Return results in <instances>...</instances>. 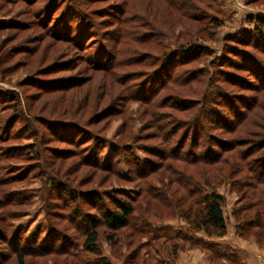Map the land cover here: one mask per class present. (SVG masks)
I'll return each instance as SVG.
<instances>
[{
    "label": "rangeland",
    "instance_id": "rangeland-1",
    "mask_svg": "<svg viewBox=\"0 0 264 264\" xmlns=\"http://www.w3.org/2000/svg\"><path fill=\"white\" fill-rule=\"evenodd\" d=\"M259 14L264 0H0V264H97L85 233L123 193L129 224L100 226L113 264H252L238 244L264 264V185L235 180L264 164V74L243 68L264 73V51L239 38ZM226 146L227 232L210 236L176 179L212 186L175 149ZM257 211L262 227L239 228Z\"/></svg>",
    "mask_w": 264,
    "mask_h": 264
},
{
    "label": "trees",
    "instance_id": "trees-1",
    "mask_svg": "<svg viewBox=\"0 0 264 264\" xmlns=\"http://www.w3.org/2000/svg\"><path fill=\"white\" fill-rule=\"evenodd\" d=\"M250 20L254 23V27L250 29H246L245 32H243V35H241V37L239 38L240 40H244V42H246L247 44H251L254 47L258 49H262L264 51V14L251 16ZM244 58L245 56L243 57V59ZM243 68L247 71H250V73L253 74L255 78L257 79L263 78V74H264L263 71L262 73L257 74L258 70H255L254 66L253 68H251L245 65ZM2 98L3 97L0 95V100ZM200 111L201 109H198L195 115L191 118V121L194 119L193 122L191 123V126H193V130L195 129L194 130L195 134H196V130L199 127L198 121L199 119H201V116H198ZM216 114L217 113H215V115ZM240 115H236L235 119H233L234 120L232 121L234 122V125L232 126L233 129L234 127L238 126V124L242 122L244 116H240ZM218 116H220V114H218ZM228 119L229 118L223 117L222 121L225 122V124H227ZM229 129L231 128L229 127ZM193 146L198 147L200 146V144L198 143V141H195ZM181 149H178V148L175 149L177 151L176 152L177 155L175 156V158H178L186 162L189 161V163L193 165H198L200 170H202V175H203L199 180L201 182L203 181L204 185L212 186L211 191H205L202 187H199V186H198L199 189H196L195 187L194 188L187 187L186 184H189L190 179L185 176H183V178L181 177L179 179H176L177 182L181 186L184 185L185 189H187L186 191L188 192L189 196L198 195V197L195 200V203H192L193 206L194 204L196 205V209L194 210V213H193V208L189 207L185 212H183V217L188 220L189 227L193 231H204L210 236L212 235L224 236L227 232L226 217H225L224 209H223L225 198L221 193L215 190V187L218 184L222 183V181L226 179V177L223 176L222 174L224 172L223 168L217 167V169L213 170L212 167L213 165H216L219 163H225L226 161H228V157L226 156L225 153L232 150V146L231 147L226 146L224 148L221 147V150L223 149L222 151L221 150L219 151L218 149H211V150L209 149V151L208 150L206 152L203 151L200 154L193 152L191 153L193 157L192 158L189 157V159L184 158L179 153L181 152ZM162 156H164V154ZM167 157L168 156H165V158ZM249 168H250L249 172H252L250 173L251 182L249 183V185L247 183L243 184V182H241L240 179H235V180L236 182L237 181L240 182L242 186H251L255 190L258 185L260 184L264 185V164H260L259 167L257 168L250 164ZM243 169H244L243 164L241 165V163L238 164V163L233 162L232 168L229 170V174H235L237 173V171H240ZM216 173H221L222 175L221 174L216 175ZM123 196H125L124 199L113 200L115 202V207L112 209H108L106 213L104 214V217L94 216L89 224L90 225L89 229L85 233L86 238L84 240V246L88 251L96 254L97 264H113L106 256L101 255L102 253L98 246L100 235H101L100 226L103 225L111 231H117L129 224L130 216L135 211V204L133 202V199L125 193H123ZM80 198H83L82 200H84V198L86 199L87 196H82L80 194ZM92 198H94V200L96 201H100L98 200L99 198L97 197L93 196ZM75 201L77 200L75 199ZM248 206L249 205H246L241 210L239 209L235 211V214L240 215L243 210H247V208H249ZM261 213L262 212L257 211L254 217L249 218L248 222H246L245 224L239 225V228L242 229L245 227L246 228L262 227L263 223L260 217ZM192 214L194 216L193 218H191ZM18 264H25L22 254H19L18 256Z\"/></svg>",
    "mask_w": 264,
    "mask_h": 264
},
{
    "label": "crops",
    "instance_id": "crops-1",
    "mask_svg": "<svg viewBox=\"0 0 264 264\" xmlns=\"http://www.w3.org/2000/svg\"><path fill=\"white\" fill-rule=\"evenodd\" d=\"M215 242L220 244V245H225V244L228 245L230 243V247L231 246H233V247L237 246V244H235L234 242H230L228 238H220L219 240H215ZM236 251H237L236 253L241 258H243L245 261L247 260L252 264L255 262V257H254L255 253H254L252 248L238 244Z\"/></svg>",
    "mask_w": 264,
    "mask_h": 264
}]
</instances>
